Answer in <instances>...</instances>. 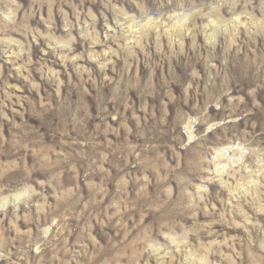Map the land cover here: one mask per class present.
Returning a JSON list of instances; mask_svg holds the SVG:
<instances>
[{
    "label": "rangeland",
    "instance_id": "374dc122",
    "mask_svg": "<svg viewBox=\"0 0 264 264\" xmlns=\"http://www.w3.org/2000/svg\"><path fill=\"white\" fill-rule=\"evenodd\" d=\"M0 264H264V0H0Z\"/></svg>",
    "mask_w": 264,
    "mask_h": 264
}]
</instances>
